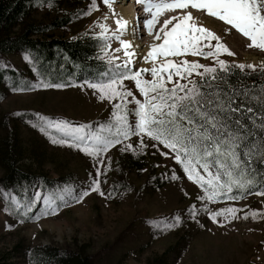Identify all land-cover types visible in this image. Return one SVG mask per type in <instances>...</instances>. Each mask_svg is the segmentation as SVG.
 <instances>
[{"label":"rangeland","instance_id":"1","mask_svg":"<svg viewBox=\"0 0 264 264\" xmlns=\"http://www.w3.org/2000/svg\"><path fill=\"white\" fill-rule=\"evenodd\" d=\"M90 3L91 0L40 2L34 5L25 22L47 26L56 17L68 16L71 21L66 28L50 31L48 35L71 39L89 34L99 37V25H106L110 39L107 57L104 53L102 57L105 58L101 60L107 63L108 58L116 57L118 59L113 63H121L128 59L124 55L125 49L111 38L112 26L117 19L113 10L120 3L113 0L109 9L103 0H96L97 9L83 14L88 11ZM130 4L126 2L124 6ZM184 11H192L195 22L213 31L220 42L234 53L221 52L219 59L228 64H253L256 71L264 66V51L248 47L251 42L246 37L203 11L190 8L166 11L157 18L153 31L160 28L164 19ZM149 18L150 13L139 9V15L135 17L139 29L129 27L128 30L129 35H139L140 44L147 38L149 43L146 46L150 50L153 43L160 41H154L144 28L143 21ZM121 39L125 40L123 35ZM25 55L29 56L24 52L0 54V67L25 73L27 85L25 89L1 92L0 140L9 131L15 135L14 143L20 152L17 166L33 176V182L21 194H16L4 185V174L0 169V264H30L25 251L27 247L36 246L57 249L81 247L94 264H264V195L253 193L237 201L198 200V195H203L202 190L187 179L171 155L162 154L169 150L161 145L149 146L140 152L136 149L139 138L135 135L95 158L70 146V143H53V140L60 139L71 141V137L51 128L42 132L34 126L42 123L40 116L64 121L71 126L85 125L88 126L86 131L98 132L101 124L113 119L112 105L118 101H101L99 93L85 82L59 88L55 87L57 84L38 87L44 82L36 76L30 62L24 59ZM160 59L157 58V66ZM171 59L174 62L187 59L218 67L211 58L190 54ZM130 66L135 71L151 68L152 62L138 63L133 55ZM193 75L199 78L195 73ZM142 76L151 79L150 73H142ZM173 79L177 78L174 76ZM124 85L133 91L136 98L143 99L135 89L134 81L125 80ZM127 106L130 109L134 107L133 104ZM129 120L133 121L131 115ZM144 142L148 145L154 143L147 137ZM127 143L133 145L135 155L132 149L121 151ZM97 169L101 172L99 177ZM173 173L178 177L175 180L172 179ZM94 178L99 180L98 191L90 187ZM67 186H71L75 193L87 189L89 195L80 202L69 200L52 214L43 197L51 194L55 198ZM36 191L41 193V198L35 200V205L21 220L10 197L16 196L18 201L24 202L35 199ZM56 203L61 202L57 200ZM5 205L12 207L13 211H4ZM205 206L210 212L226 207H235L238 211L235 218L218 216L213 221L210 213L204 210ZM45 211L48 214L42 215ZM192 212L195 216L190 214ZM252 213L256 214L255 218ZM177 216L178 222L174 220ZM149 221L159 223L150 224ZM172 224L174 226L168 227Z\"/></svg>","mask_w":264,"mask_h":264},{"label":"snow or ice","instance_id":"2","mask_svg":"<svg viewBox=\"0 0 264 264\" xmlns=\"http://www.w3.org/2000/svg\"><path fill=\"white\" fill-rule=\"evenodd\" d=\"M137 2L144 4V11L151 14V18L143 21L148 35L152 36L154 41H160L153 43L147 54L142 57L144 61L152 62L151 68L132 70L130 65L134 53L127 51L131 44L121 39L127 21L117 18V30L112 33L111 38L117 40L125 49L124 55L128 59L113 63L118 58H108L107 67H102L93 79L85 81L89 88L99 93L101 101H118L112 105L113 119L107 124H101L98 132L86 131L88 126L85 125L71 126L64 121H52L42 116L39 117L42 123L34 126H38L42 132L51 128L70 136L71 141L60 139L52 142L70 143V146L94 158L135 135L139 138L136 149L140 152L149 146L161 145L163 149L169 150L162 154L171 155L187 179L202 190L203 195H198V200L216 202L221 199L235 201L243 198V193L253 186L257 177L264 181V172L255 167L256 164L264 165V86L246 84L233 72V68H238L241 73H244L245 68L255 72V65H229L225 60L219 59L221 52L228 55L234 53L220 42L213 31L198 25L192 11H184L178 16L164 19L159 29L155 32L153 29L162 13L190 8L203 11L208 16L224 22L251 42L248 47L264 51V0ZM103 4L111 9L113 0H103ZM96 9V0H91L88 11L83 14ZM99 27L101 31L98 36L105 41L101 51L107 57L109 30L103 24ZM185 54L211 58L218 68L198 61L189 62L182 59L174 62L171 59ZM158 57L161 58L159 66ZM24 59L31 62L28 55H25ZM199 69L203 71H197ZM142 73H150L151 79L143 78ZM194 73L199 80L194 77ZM260 75H264V66L260 69ZM174 76L177 78L175 81ZM233 77L235 79H232ZM125 80L134 81L135 89L143 97L142 100L136 98L133 91L124 85ZM37 86L47 88L51 85L40 83ZM62 86L55 85L58 88ZM128 104H133L134 107L130 109ZM130 115L132 122L129 120ZM145 137L154 143L146 144ZM130 149L135 155L136 150L131 143L124 144L121 151ZM96 174L97 177L101 175L99 169ZM177 178L173 173L172 179ZM90 187L91 190L98 191L99 180L94 178ZM256 194L264 195V191L257 189ZM87 195V189L75 193L71 186H67L57 193L55 198L50 194L44 196L43 200L51 213L55 214L58 208L66 205L69 200L80 202ZM100 195L104 193L100 192ZM34 197L35 199H26L24 202L18 201L16 196L10 197L21 220L35 205V200L41 198V193L36 191ZM57 200L61 203L57 204ZM20 209L23 211H19ZM204 210L210 213L213 221L218 216H224L225 219L229 216L235 218L238 211L235 207H226L210 212L206 206ZM4 211L13 209L5 205ZM47 214L48 211L42 213ZM190 214L195 216V212ZM252 215L255 218L256 214ZM174 220L178 222L179 216ZM172 226L174 224L168 225Z\"/></svg>","mask_w":264,"mask_h":264},{"label":"trees","instance_id":"3","mask_svg":"<svg viewBox=\"0 0 264 264\" xmlns=\"http://www.w3.org/2000/svg\"><path fill=\"white\" fill-rule=\"evenodd\" d=\"M44 1L46 0H0V54L28 53L30 66L36 76L49 85H67L93 79L102 67H107V63L100 59L104 54L101 51L104 39L91 34L72 39L48 35L50 31L66 28L71 21L68 16L56 17L47 26L26 23L34 5ZM233 72L248 85L264 86V75H260V71L244 70L241 73L238 68H233ZM25 80V73L0 67V98L5 89H25ZM14 138L15 135L9 131L0 140V169L4 174V185L16 194H21L33 182V176L17 166L20 152ZM132 161L128 160V163L132 164ZM255 167L264 172V165L256 164ZM257 189L264 191V181L259 177L243 193V198L256 193ZM25 254L30 264H94L81 247H27Z\"/></svg>","mask_w":264,"mask_h":264},{"label":"bare ground","instance_id":"4","mask_svg":"<svg viewBox=\"0 0 264 264\" xmlns=\"http://www.w3.org/2000/svg\"><path fill=\"white\" fill-rule=\"evenodd\" d=\"M116 2H119L121 5L119 4V6H117L115 8V11H114L115 14L114 15H116L117 18H122L123 20L127 21L126 30L122 34L124 39L126 41H129L130 44H131V47L129 49H127V51H133L135 59H138V63L145 62L142 59V57L145 56L147 54V52L149 51V47L146 46V44L149 43V40L147 38H144L145 39L144 43L140 44L139 43L140 39H138L139 35L135 34V36H134L133 33L131 35H129V30H128L129 27L130 28L133 27V28H138L139 29L140 26L135 21V17H137L139 15V9H141V8L144 9V5L143 4L142 5H136L138 3L137 0H131V1L130 0H126V2L131 3L130 5H126V6H124L126 4L125 0H116ZM112 27H111L112 28L111 34L116 32V30H117L116 24H114ZM144 36H145V34H144ZM140 42H142V41H140ZM143 47H144V49L142 50L141 48H143Z\"/></svg>","mask_w":264,"mask_h":264}]
</instances>
